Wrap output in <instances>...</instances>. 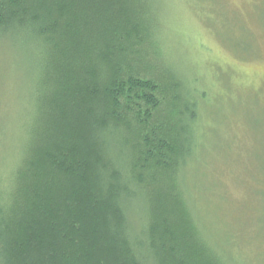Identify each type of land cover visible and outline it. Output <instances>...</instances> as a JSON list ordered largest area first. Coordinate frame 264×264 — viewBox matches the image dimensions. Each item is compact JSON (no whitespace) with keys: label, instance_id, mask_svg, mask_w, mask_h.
Here are the masks:
<instances>
[{"label":"trees","instance_id":"16d2710c","mask_svg":"<svg viewBox=\"0 0 264 264\" xmlns=\"http://www.w3.org/2000/svg\"><path fill=\"white\" fill-rule=\"evenodd\" d=\"M161 9L0 0V41L26 48L32 72L0 264H264L240 252L238 226L208 215L216 191L226 199L208 166L217 151L203 149L211 118L164 46Z\"/></svg>","mask_w":264,"mask_h":264},{"label":"rangeland","instance_id":"374dc122","mask_svg":"<svg viewBox=\"0 0 264 264\" xmlns=\"http://www.w3.org/2000/svg\"><path fill=\"white\" fill-rule=\"evenodd\" d=\"M156 1L166 13L164 46L177 73L198 85L211 118L203 149L205 157L218 152L208 166L226 199L216 191L219 206L208 215L238 226L240 252L262 261L264 241L255 233H264V0ZM31 85L27 49L0 41V196L31 121Z\"/></svg>","mask_w":264,"mask_h":264}]
</instances>
